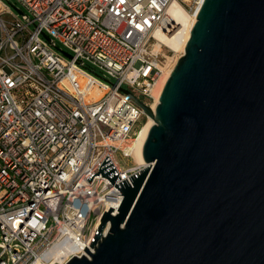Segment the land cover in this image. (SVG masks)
Segmentation results:
<instances>
[{"label": "built area", "instance_id": "2783aa9c", "mask_svg": "<svg viewBox=\"0 0 264 264\" xmlns=\"http://www.w3.org/2000/svg\"><path fill=\"white\" fill-rule=\"evenodd\" d=\"M202 1L0 0V264L93 252L123 197L101 173L87 179L105 157L115 184L147 167L127 152L145 116L132 98L151 108L175 64L158 35Z\"/></svg>", "mask_w": 264, "mask_h": 264}, {"label": "water", "instance_id": "95a60500", "mask_svg": "<svg viewBox=\"0 0 264 264\" xmlns=\"http://www.w3.org/2000/svg\"><path fill=\"white\" fill-rule=\"evenodd\" d=\"M132 99L147 167L115 184L105 157L87 181L123 199L66 264H264V0H203L155 108Z\"/></svg>", "mask_w": 264, "mask_h": 264}, {"label": "bare ground", "instance_id": "6f19581e", "mask_svg": "<svg viewBox=\"0 0 264 264\" xmlns=\"http://www.w3.org/2000/svg\"><path fill=\"white\" fill-rule=\"evenodd\" d=\"M175 13L178 14V16H179L178 20L180 22V26L178 28L179 29L178 33H176L172 38H164L161 35H158V39H160L164 44H166L172 52H174L175 54L180 53V55H181L183 50H184L186 40L189 36L190 29H191V27H192V25L196 19L197 12L192 16H190L186 12H181V11L180 12L176 11ZM169 73H170L169 70L165 72V74L159 80L157 88H155L154 100H153V103L151 104L152 110L155 108L156 104L158 103L163 84H164L165 80L167 79V76L169 75ZM152 124H153L152 118H148V120L146 121V124L140 130L136 140L127 149V152H130V151L134 152V156H135L136 160L140 163L143 162L142 146H143L144 140L147 136L148 130ZM145 166H147V164ZM106 232H107V229L104 230L103 235L106 234ZM59 253H60L59 249L55 250V254L58 255ZM32 264H44V263L40 260H36Z\"/></svg>", "mask_w": 264, "mask_h": 264}, {"label": "rangeland", "instance_id": "374dc122", "mask_svg": "<svg viewBox=\"0 0 264 264\" xmlns=\"http://www.w3.org/2000/svg\"><path fill=\"white\" fill-rule=\"evenodd\" d=\"M170 57H172L173 58V60L175 61H177V59L179 58V56H180V53H171L170 55H169ZM177 58V59H176ZM176 61H175V63H176ZM145 116H142L141 118H140V120H139V122H138V124L136 125V127L135 128H138V126L140 125V124H142V123H144V125L146 124V121H147V119H145ZM143 125V126H144ZM115 157H116V160L118 161V163L119 164H123L124 163V159H121V157H120V155H118V154H116L115 155Z\"/></svg>", "mask_w": 264, "mask_h": 264}]
</instances>
